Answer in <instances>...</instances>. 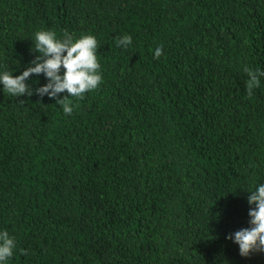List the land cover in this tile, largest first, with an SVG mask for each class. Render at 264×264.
<instances>
[{
	"label": "trees",
	"instance_id": "1",
	"mask_svg": "<svg viewBox=\"0 0 264 264\" xmlns=\"http://www.w3.org/2000/svg\"><path fill=\"white\" fill-rule=\"evenodd\" d=\"M38 31L94 36L102 81L71 115L0 84L5 264H264L227 239L264 184V0H0V74Z\"/></svg>",
	"mask_w": 264,
	"mask_h": 264
},
{
	"label": "clouds",
	"instance_id": "2",
	"mask_svg": "<svg viewBox=\"0 0 264 264\" xmlns=\"http://www.w3.org/2000/svg\"><path fill=\"white\" fill-rule=\"evenodd\" d=\"M131 43L132 39L128 35L116 41L117 47L125 49ZM98 48V42L92 35H84L74 40L71 34L65 32L63 39H58L52 31H38L33 47L38 55L22 74L14 76L8 71L0 74L3 92L15 97H31L36 94L41 99L47 95L50 99H55L65 114L71 115L73 106H70L68 98L83 99L85 93L97 89L102 81V76L98 73ZM161 55L162 46L155 49L154 58L158 59ZM244 71L249 77L246 89L251 96L253 88L259 87L264 71H252L247 67ZM34 74H43L47 80L45 85L35 90L26 83ZM61 93L66 95L61 98ZM250 193L247 201L250 205L249 227L241 228L227 236V239L239 246L242 257H248L252 253H264V184H259ZM16 247L15 238L11 237L7 230L0 231V264H5L13 256ZM21 254L26 255V250L21 249Z\"/></svg>",
	"mask_w": 264,
	"mask_h": 264
}]
</instances>
